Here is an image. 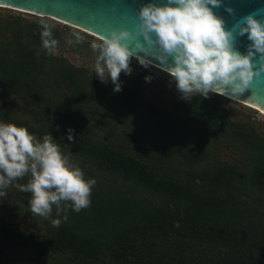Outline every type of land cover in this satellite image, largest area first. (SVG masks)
<instances>
[{
    "label": "trees",
    "instance_id": "obj_1",
    "mask_svg": "<svg viewBox=\"0 0 264 264\" xmlns=\"http://www.w3.org/2000/svg\"><path fill=\"white\" fill-rule=\"evenodd\" d=\"M38 24L0 21V121L50 132L97 183L91 206L62 213L58 228L9 187L0 207L12 201L41 232L0 210V264H24L9 249L38 264H264V132L230 117L223 95L159 106L136 77L114 92L110 79L46 55Z\"/></svg>",
    "mask_w": 264,
    "mask_h": 264
},
{
    "label": "clouds",
    "instance_id": "obj_2",
    "mask_svg": "<svg viewBox=\"0 0 264 264\" xmlns=\"http://www.w3.org/2000/svg\"><path fill=\"white\" fill-rule=\"evenodd\" d=\"M220 8L236 21L231 28L215 11ZM236 17L224 0H149L140 6L131 30L113 28L99 42L90 43L94 73L103 83L110 79L113 91L119 92L120 74L131 75L132 59L149 68L155 65L146 57H152L164 66L184 101L194 96L209 98L210 93L238 98L249 91L254 77L264 73V9ZM38 26L41 50L55 55L59 46L53 34L55 25L42 17ZM72 35L69 44L84 40L77 31ZM244 36L249 43L242 53L237 44L238 37ZM133 41L135 48L130 47ZM151 79L145 77L146 82ZM72 133L73 129H67L69 141ZM26 177V183H18ZM96 183L94 178H85L79 161L71 151H62L50 132L38 138L25 126L0 121V198L8 194L9 187H18L30 194L32 215L49 219L58 228L62 219L67 221L69 209L79 213L91 206ZM54 209L56 218H52ZM175 226L180 227L179 222Z\"/></svg>",
    "mask_w": 264,
    "mask_h": 264
},
{
    "label": "rangeland",
    "instance_id": "obj_3",
    "mask_svg": "<svg viewBox=\"0 0 264 264\" xmlns=\"http://www.w3.org/2000/svg\"><path fill=\"white\" fill-rule=\"evenodd\" d=\"M10 16H18L21 17L23 20H40L42 17L46 18L49 23H53L55 25L54 28L59 30L61 34V42L56 51V55H63L70 63L76 66H82L87 68L89 73H92L94 75V78L100 80V78L94 73L95 54L90 48V43L93 40L99 42L100 39L89 35L88 33L83 32L75 27H71L57 20H54L51 17L36 16L30 13L19 11L17 9L0 7V21ZM73 31L79 32L84 37V40L78 44H69L68 41L74 39L72 35ZM131 67L133 69L131 75H125L123 72H121L119 78L121 84H127V80L132 77L139 78L141 81L142 91L146 98L149 99L152 103L157 104L159 106H168L174 101L183 100L180 98V94L176 89L175 82L172 81L171 77L166 71L156 66L144 68L140 66L138 61L134 58L131 61ZM146 76L152 77L150 82H146ZM210 97L211 94H209V98ZM223 97L224 98H222L221 100L227 107L228 114L230 117L234 119L250 120L258 127L260 131L264 132V115H262L264 113L242 102L235 101L227 96L223 95ZM259 112L262 114H260ZM221 153L223 158H231V154L228 153L226 150L223 149ZM0 210L8 219V222L11 225L18 226L33 233L39 234L41 232V229L38 224L34 225L31 219L21 217L16 213L14 203L12 201H6L0 207ZM8 252L18 263L38 264L29 251H15L13 249H9Z\"/></svg>",
    "mask_w": 264,
    "mask_h": 264
},
{
    "label": "water",
    "instance_id": "obj_4",
    "mask_svg": "<svg viewBox=\"0 0 264 264\" xmlns=\"http://www.w3.org/2000/svg\"><path fill=\"white\" fill-rule=\"evenodd\" d=\"M147 2L149 0H0V3L19 10L21 7L27 11L33 10L32 13L36 16H46L52 19L57 17L66 20L102 37L106 36L113 28L123 27L131 30L137 22L140 6ZM155 2L162 3L164 0H155ZM224 3L234 8L237 14L236 19L254 12L258 8L264 9V0H224ZM215 11L225 18L227 27L231 28L236 22L223 8L215 9ZM129 43L131 48H135L134 41ZM248 43L246 36L238 37L239 51L246 52ZM146 59L161 66L159 61L152 57H146ZM256 66H259L258 58ZM236 99L264 111V73L258 78L254 77L249 91Z\"/></svg>",
    "mask_w": 264,
    "mask_h": 264
},
{
    "label": "bare ground",
    "instance_id": "obj_5",
    "mask_svg": "<svg viewBox=\"0 0 264 264\" xmlns=\"http://www.w3.org/2000/svg\"><path fill=\"white\" fill-rule=\"evenodd\" d=\"M0 7L10 8V9H16V8L13 7V6H10V5H7V4H2V3H0ZM17 10H19V9L17 8ZM23 10H24V11H23ZM19 11H23V12L26 11V13H31V14H33V13H32L33 10H30V9H29V10L27 11V10L23 9L22 7H21V10H19ZM39 14H40V13H39ZM54 19L57 20V21H59V22H61V23H63V24L69 25V26H71V27H75V28H77V29H79V30H81V31H83V32H86V33H88V34H90V35H92V36H94V37H96V38H98V39H100V40L103 38L101 35H99V34L93 32V31H91V30H89V29H86V28H84V27H81V26H79V25H77V24H74V23L68 22V21H66V20H63V19H60V18H57V17H54ZM152 64L155 65L156 67H158V68H160V69L163 70V67H161V66H159V65H156V64H154V63H152ZM225 96H227V95H225ZM227 97H229V96H227ZM229 98H230V97H229ZM231 99H233V100H235V101L242 102V103H244V104H246V105H249V106L253 107L254 109H257V110H259L260 112L264 113L263 110H261V109H259V108H257V107H254V106H252V105H250V104H247V103H245V102H243V101H240V100H238V99H236V98H231Z\"/></svg>",
    "mask_w": 264,
    "mask_h": 264
}]
</instances>
